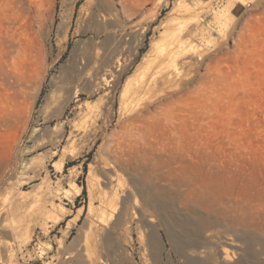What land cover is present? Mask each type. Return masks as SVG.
I'll return each instance as SVG.
<instances>
[{
	"label": "rangeland",
	"instance_id": "rangeland-1",
	"mask_svg": "<svg viewBox=\"0 0 264 264\" xmlns=\"http://www.w3.org/2000/svg\"><path fill=\"white\" fill-rule=\"evenodd\" d=\"M177 1L0 0V208L8 210L15 198L28 204L0 225V264H219L222 251L214 244L179 254L164 226L154 232L141 215L143 158L176 156L234 173L236 187L221 208L227 221L216 228L231 241L245 229L254 231L258 242L243 256L249 264H263L264 0H234L246 9L232 13L221 28L214 12L230 0H208L199 15L210 33L198 40L204 55L186 70L191 79L163 95L151 90L141 100H131V93L123 98L127 78L152 70V44L165 26L186 15L172 11ZM97 76L108 82L109 95L84 86ZM86 100L97 101L96 110L108 108V117L90 122L78 106ZM144 106L151 114L125 127ZM72 121L87 122L91 138L66 150ZM61 132L58 148L50 140ZM53 148L59 151L51 158ZM92 172L100 179L93 193ZM106 173L116 175L118 201L126 200L131 210L128 222L116 225L113 242L103 239L113 221L100 234L82 228L89 221L99 225L98 191L108 186ZM52 209L54 219L48 217ZM204 249L212 260L200 254ZM233 249L237 260L241 254Z\"/></svg>",
	"mask_w": 264,
	"mask_h": 264
},
{
	"label": "bare ground",
	"instance_id": "bare-ground-1",
	"mask_svg": "<svg viewBox=\"0 0 264 264\" xmlns=\"http://www.w3.org/2000/svg\"><path fill=\"white\" fill-rule=\"evenodd\" d=\"M206 1L209 5H206L207 3H204L205 1L202 2L200 0L194 1L192 3L188 0L177 1L172 11L186 13V15L176 16L174 18L175 22L173 24L165 26L163 34L160 35V38L152 44V51L154 53L152 55V59L149 60L152 66V68L151 66L150 68L152 70L149 72L147 68L145 71L137 72V74L132 78L131 76L127 78L122 91L123 98L127 97L126 95L128 93H131V100L132 96L134 101H137L136 99L141 100L143 96L151 90L156 91L157 94L163 95L166 93V88L172 87L171 90H179L180 87L188 81V79H191L193 74L191 72L188 73L186 70L193 68L197 63H199L200 59H203L204 55L202 47L203 44L199 43L198 40H203L207 37L206 35L210 33V29L207 26L204 16L199 15L200 12L208 9L210 6L208 0ZM247 1L250 0H244L245 3ZM233 4L234 0H230L229 3L221 7L220 10H215L214 22L220 25V28L222 25L228 24V20L232 15L231 7ZM114 62V67L118 69L120 66L119 59L116 58ZM84 86L88 88L91 93H100L104 90H107L108 82L102 76H97V78L94 79H91L90 77V79L84 83ZM111 91L112 89H108L107 92H105L106 94L108 93L107 95H109ZM100 96L102 97L103 95ZM96 103L97 101H84L78 106L79 108H85V114L82 112L83 110L80 111V113L82 112L88 119L90 117H97V119L107 118L109 114L108 108L96 110ZM137 105L138 104H136V106ZM151 112L152 111L149 106L139 108L136 114L128 117L126 121L127 123L124 126L128 127L130 125L139 123L145 117H147L149 113L151 114ZM153 115L155 114L153 113ZM60 125L62 126V124ZM87 127V122L83 123L79 121L73 122L71 124L66 142L68 146L65 145L66 150L67 147L74 148L72 147L73 145H80L81 147L84 144H87V141L89 140L88 137L91 138L87 134ZM101 127L102 125L99 126V130ZM63 128H59L58 131H62ZM95 131L97 132V129ZM62 138L63 132L58 133V136H56V138H52L50 141L57 143L59 148V143L61 142ZM179 150L180 148L177 147L172 151L179 152ZM58 151L59 150L57 148H53L50 154L51 158L55 157L58 154ZM172 151L171 153H173ZM143 159L144 160L142 161L141 169L139 171V195H141L140 212L147 222V225L153 228L152 231L155 232L154 229L157 228L158 224L164 226L168 236L174 241L175 244H177L176 246L179 254L182 253L185 247H206L208 244H214L216 248L222 251V256L220 257H222L224 261L220 258L222 260L220 261L221 263L226 261V264L227 262H230V264H249L248 259L243 255L248 251L249 248L258 242V239L253 235L254 231L250 229V231H247L248 229H245L246 233L244 232L243 236L237 237L236 241H231L226 236H221V232L216 228L227 221V219L221 215V208L224 205L223 198L230 196L236 187V179L233 175L234 173L222 169L221 167H205L193 162L191 159H186L179 156H176L172 159H151L149 157H145ZM103 168L107 169L109 167L106 164ZM115 176L111 173H106L104 182L106 181L105 183H107L108 186H104L101 189L102 191H98V193L100 192L99 198L101 200V208L98 211L100 218L98 227L93 228V226H91V221L86 222L85 226L82 227L84 229V233H90V235H93L91 231L93 232L95 228H97V232H101V229L108 225L109 220L113 221V227L111 230L109 229L110 231L108 230L103 236V239L106 242H111L112 240L114 241L116 236L114 229L116 228V225L128 222L129 216H131V210H129V213L127 212L129 205L127 206L126 200L121 203L118 201L119 193L116 184L117 178ZM89 180V190L93 193L96 184L100 183V179L98 175L92 172L89 174ZM19 192L18 194H20ZM14 201L15 204L8 208V210L2 211L0 208V225L7 221V219L11 218L14 210H25L28 207V204L19 201L18 198H15ZM120 207L122 208L119 211ZM46 211L47 210H45V212ZM93 211L94 207L91 203L88 211V217L93 215ZM48 213V217L53 219L56 217L53 209ZM95 233L96 232H94V234ZM154 234L151 233V235H148L149 237L155 239L156 237H154ZM94 238L95 237H93V239L91 238L93 242ZM96 239L97 237L95 240ZM225 244H228L231 247H228ZM235 246L238 248L241 254L237 260H233V248H235ZM199 252L200 254L207 256V259L209 258L212 260V253L210 251L204 249L200 250ZM217 253L218 252H216V254ZM262 258L264 259V257ZM212 261H210V263L216 264L214 263L216 261ZM263 261L262 263L264 264ZM220 262L219 264H221ZM84 263L95 264L96 261L94 262L93 259H86V262Z\"/></svg>",
	"mask_w": 264,
	"mask_h": 264
},
{
	"label": "crops",
	"instance_id": "crops-1",
	"mask_svg": "<svg viewBox=\"0 0 264 264\" xmlns=\"http://www.w3.org/2000/svg\"><path fill=\"white\" fill-rule=\"evenodd\" d=\"M245 9H246L245 3L237 1L231 7V12L233 13V15H240L245 11Z\"/></svg>",
	"mask_w": 264,
	"mask_h": 264
}]
</instances>
